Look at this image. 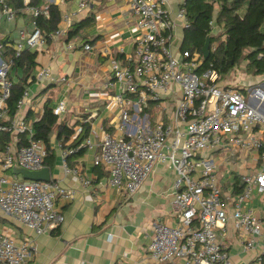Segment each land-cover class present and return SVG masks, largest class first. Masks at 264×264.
I'll return each mask as SVG.
<instances>
[{"label":"built area","instance_id":"built-area-1","mask_svg":"<svg viewBox=\"0 0 264 264\" xmlns=\"http://www.w3.org/2000/svg\"><path fill=\"white\" fill-rule=\"evenodd\" d=\"M21 1L23 7L18 10L10 0H0V26L2 20L14 22L21 12L33 19L32 32H20L14 47L16 58L25 49H44L46 35L35 20L48 18L51 5L69 0H41L39 7L32 6L33 0ZM126 1L135 18L134 56L125 65L117 60L111 65L113 81L120 89L113 98L122 108L118 127L121 136H102L101 152L94 165L108 171V184L127 200L140 191L158 162L166 163L175 172L171 207L178 224L172 227L160 221L151 223L148 255L154 262L230 264L220 236H225L228 224H232L245 248L257 251L256 260L264 264V225L254 211L246 208L252 194L264 195V76H254L253 82H245L241 89L231 82L224 83L214 69L200 72L203 55L183 51L182 43L175 44L176 30L191 27L184 9L187 0H181L175 17L171 0ZM91 3L92 0H77V10L63 16L51 38H66L75 19L88 11ZM67 48H74V44ZM91 49L85 46L86 51ZM2 50L0 43V136L13 133L16 143L26 136L29 146L17 151L10 146L0 150V213L40 236L64 222L55 200L72 199L73 193L52 180L29 181L21 175H3L14 168L41 171L47 153L40 142L33 140L32 125L20 116L29 98L27 90L17 104L15 119H8L13 60L4 61ZM35 80L54 81L51 69H41ZM126 96H135L136 102L131 104L136 115L129 113ZM168 97L175 101L173 124L144 123L139 114L149 103H160ZM65 110L66 102L61 101L53 114L60 116ZM79 149L62 152L64 174H78L77 169L69 168L67 158ZM224 158L252 165L253 174L242 177L245 190L239 196H234L233 190L227 196L222 193L218 172ZM35 250L30 241L17 244L11 237L0 236V264H29Z\"/></svg>","mask_w":264,"mask_h":264},{"label":"crops","instance_id":"crops-1","mask_svg":"<svg viewBox=\"0 0 264 264\" xmlns=\"http://www.w3.org/2000/svg\"><path fill=\"white\" fill-rule=\"evenodd\" d=\"M180 2L171 0L174 17ZM53 5L61 13L59 26L65 14L77 10V0ZM90 18L93 23L84 29L85 39L68 43L65 38H50L44 49L37 52L32 78L41 69L50 68L54 81H30L25 88L29 98L20 114L33 127L34 122L43 117L46 107L53 112L65 101L66 110L57 116L58 124L75 131L72 140L80 136L83 125L89 126V135L79 146L85 148L84 154L68 162L70 169L78 170L77 175H66L61 168V155L66 150L57 140V129L50 139V147L56 154V164L50 169L51 180L73 193L72 199L59 197L55 200V208L63 215L64 222L52 232L36 236L32 230L0 213V236L11 237L17 244L32 242L36 250L29 264H158L148 255L153 234L151 223L160 221L172 227L178 224L171 207L175 172L166 163L158 162L140 191L127 200L108 184V171L102 165H94L101 152L102 136L106 133L121 136L118 127L122 108L113 98L120 89L113 81L111 65L113 60L125 65L134 56L135 18L126 0H92L90 9L76 18L74 24ZM31 19L21 12L14 22L2 20L0 43L15 50L20 32H32ZM184 35L181 28L176 30V46L183 43ZM69 44H74V48L68 49ZM86 45L92 49L86 51ZM23 75L22 69L13 67L10 78L14 85ZM63 78L65 81L61 80ZM108 83L114 86L107 88ZM126 99L129 113L136 115L131 104H135V96H126ZM174 108L175 101L168 97L160 103L150 102L139 117L151 126L157 123L172 125ZM11 136L9 146L17 151L22 137L16 143L15 135L11 133ZM41 146L46 150L44 144ZM215 158L217 160V156ZM220 164L218 180L222 193L227 196L233 190L236 196V181L242 184L243 176L253 174L252 165H240L231 158H224ZM44 168L48 167L44 165ZM3 175L16 174L13 169ZM246 208L254 211L264 225V195L252 194ZM226 230L225 236L220 237L224 240L230 264H259L257 251L245 248L233 225L228 224Z\"/></svg>","mask_w":264,"mask_h":264},{"label":"trees","instance_id":"trees-1","mask_svg":"<svg viewBox=\"0 0 264 264\" xmlns=\"http://www.w3.org/2000/svg\"><path fill=\"white\" fill-rule=\"evenodd\" d=\"M16 9L21 10V0H10ZM41 0H33L32 6L39 7ZM187 19L190 22V29L185 31L181 49L183 51L198 52L202 49L206 38L211 36L210 56L204 61L200 72L214 69L223 78L229 76L235 68L243 62L246 63V73L250 76H264V0H187L184 6ZM49 17H39L35 21L39 28L46 35L47 42L50 41L61 22V13L57 6L51 5ZM33 21V19H31ZM93 23V19L81 20L75 23L69 30L66 41L70 43L75 39L83 37V31ZM212 23L216 27H223L226 39L218 46H214ZM83 39H85L83 37ZM37 52L25 49L19 57H15V50L3 45L2 59L13 60V67L23 70V77L19 83L13 85L9 100L7 101V114L10 120L17 114V104L22 98L25 88L35 80L32 73L37 66ZM31 81V82H30ZM59 119L51 109L45 108L43 117L33 124V140L45 145L47 158L44 165L53 169L56 164V154L50 147V139L57 129V140L61 142L64 150L79 148L80 144L89 135V126L83 125L80 136L73 139L75 131L67 126H60ZM11 133L0 136V150H4L11 143ZM72 140V141H71ZM71 141L70 144H68ZM21 148L29 146L26 136H22L19 143ZM85 148L67 158L83 155ZM100 169V168H99ZM236 196L243 194L245 185L239 180L235 183Z\"/></svg>","mask_w":264,"mask_h":264},{"label":"rangeland","instance_id":"rangeland-1","mask_svg":"<svg viewBox=\"0 0 264 264\" xmlns=\"http://www.w3.org/2000/svg\"><path fill=\"white\" fill-rule=\"evenodd\" d=\"M214 36V46L220 45L222 42L225 41L226 35L224 33L223 27H216L213 31ZM246 63H242L239 67L235 68L231 73H229V76L223 78V82H231L234 86H239L241 89L244 88L245 82L249 84L250 82H253L255 78L254 76H250L246 73ZM234 161V160H233Z\"/></svg>","mask_w":264,"mask_h":264},{"label":"water","instance_id":"water-1","mask_svg":"<svg viewBox=\"0 0 264 264\" xmlns=\"http://www.w3.org/2000/svg\"><path fill=\"white\" fill-rule=\"evenodd\" d=\"M210 46H211V36H208L206 38V42L202 49V55L204 61L209 59ZM14 174L21 175L23 179L29 181H41V182L51 181V172L49 168H43L41 171H37V172H30L21 168H14Z\"/></svg>","mask_w":264,"mask_h":264}]
</instances>
